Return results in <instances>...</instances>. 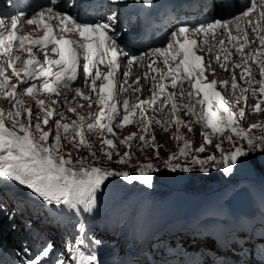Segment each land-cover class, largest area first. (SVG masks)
I'll use <instances>...</instances> for the list:
<instances>
[{
	"label": "snow or ice",
	"instance_id": "snow-or-ice-1",
	"mask_svg": "<svg viewBox=\"0 0 264 264\" xmlns=\"http://www.w3.org/2000/svg\"><path fill=\"white\" fill-rule=\"evenodd\" d=\"M51 2L55 3V0H51ZM111 2L117 4L121 0H111ZM135 2L151 4V0H135ZM253 11L257 12L259 21H264V0H249L239 14H232L228 19H216L194 27L181 25L171 32L166 46L155 48L152 52L155 56L163 58L164 64L168 67L166 76L171 77L170 86L172 88L179 87V93L166 92L167 86L163 83L154 84L157 90L152 92L150 99L140 100L134 105H130L127 99L121 102L118 98V92L128 90L126 81L119 82L121 76H127V72L119 73L120 60L125 58L127 63H131L140 57L132 56L118 46L119 33L116 31V12L93 23L78 21L77 18L66 13L56 12L53 14L52 7L44 8L32 18L27 19L28 24H35L44 30V35L35 39L32 33L21 31V17L25 15L24 13L8 19L0 18V57H4V59H0V91H3L5 98L11 97L14 101L13 110L0 109V181L17 183L40 198L47 206H58L77 215L93 212L97 206V195L102 193L109 177L122 176L125 180H139L148 186L152 183L153 177L147 174L148 170L154 168V165L150 163L142 165L140 174L133 177L128 173L92 166L91 163L85 162L83 157L74 161L71 153L65 157L60 152L61 137L64 135L69 140H77L78 137L77 143L83 144L85 142V125L83 123L85 117L80 116L79 122L74 121L72 125L61 123L62 108L50 107L43 99L37 100L36 107L40 111L35 114L31 108L25 109L21 106V94L37 96L41 91L57 96L59 99L53 100L51 103L67 105L68 110L72 112H75L76 109L70 104L69 93L73 97L79 95L85 100L91 99L99 105V112L89 114L92 116V122L86 125L89 132L99 128L106 129L109 134L115 135L114 123L120 128L127 124L139 123L138 112L142 117L144 106L159 108L171 104V112L176 124L184 123L178 114L181 109L185 114L192 113L205 126L203 133L205 144H201L195 151L203 153L206 150V145L209 144L215 149L206 158L193 157V163L199 164L200 170L205 173L210 171L207 165L211 163L212 169L222 170L226 175H231L244 165L249 157L257 154L264 156V135L256 137L251 134V130L257 125H250L248 129L241 127L239 120L246 118L244 109L233 112L227 106L228 101L225 96L217 90V85L222 84L225 89H230L236 95L237 102L243 99L247 107H252V105L248 103L249 97L244 93L252 96L259 93L264 96V79L256 81L251 74L252 65H256L261 75L264 76V36L259 34L260 29L256 24L247 19ZM48 20L57 21L56 27L47 23ZM242 20L257 35L262 48L257 49L256 53H248L243 64L234 65V68H242L241 78L247 76L249 84V87L241 88L240 94L237 95L238 84L234 71L231 81L213 79L207 82V75L211 70L205 64V58L197 54L198 41L190 38V35L207 36L211 32L215 36L219 29L228 31L230 40L236 41L239 37L231 34L232 26L237 31H241ZM243 31L244 43H241L238 49L242 55L245 45L249 43L247 27ZM69 33H76L79 39L69 38ZM223 43L224 41H221V44ZM34 48L45 53L44 61L36 58ZM49 51L56 54L58 58H48ZM17 52L21 55H17ZM23 53L28 54L27 59L23 57ZM225 59L228 58L225 57ZM249 60L252 61V64L248 63ZM170 61L175 62L174 67L169 63ZM18 63L22 67L18 68ZM101 65L108 66L107 73L100 70ZM148 67L151 69L152 64L150 63ZM9 68L12 74L18 78L17 84L10 83L11 78L6 75ZM54 68L58 70L54 71ZM156 71L161 70L156 69ZM81 78L83 83L80 86H74V82ZM89 78H91L90 85L88 84ZM145 78H147V74H145ZM164 78L166 77H161V79ZM101 79L102 82L97 85V81ZM139 79L137 77V83ZM185 83L189 86L187 92L184 91ZM256 83L259 84L258 89L252 87ZM82 87H90L89 94L85 95L81 90ZM18 88L22 92H18ZM5 89L8 90L4 91ZM135 91H140V89L137 88ZM165 95L166 99H162ZM177 95L181 100L186 98L188 103H177ZM214 102L216 103L215 109ZM261 105H264V99L257 101L254 111H264ZM91 106L89 104V108ZM198 106L201 109L199 113L196 111ZM6 119L12 121V127L6 125ZM50 120L53 122L54 128L45 131L44 126L48 125ZM102 121H106V123ZM225 129H230L233 134L227 137L228 142L232 145V148L227 150L221 146V143L213 144L211 139L215 134L222 136ZM235 138H239L242 142L246 141V144H236ZM134 139H143V137H138L133 133L119 143L126 144L130 148L129 142ZM103 143L108 149L105 155L111 159L114 154L112 150L115 149L116 144L112 139H105ZM191 143V141L184 142L180 149L181 156L188 154L191 150ZM91 155L94 157L95 153ZM125 158L131 159L128 152L124 153L120 162H126ZM175 158L176 156L173 154L169 159ZM169 166L173 171L177 169L184 172L192 171L190 167L181 168L178 164ZM0 211L11 222L10 228L15 230L17 228L16 210L8 212L0 208ZM97 244L98 241L91 234L87 224L83 220H79L75 225V239L65 240L64 251L56 253L53 243L47 241L36 251L35 255L26 259L24 264H48V259L53 254H55V260L52 264H100L96 250L90 249L87 253L85 251L86 246ZM21 245L23 252L26 255H31L32 244L23 240ZM0 264H4V262L0 261Z\"/></svg>",
	"mask_w": 264,
	"mask_h": 264
},
{
	"label": "rangeland",
	"instance_id": "rangeland-1",
	"mask_svg": "<svg viewBox=\"0 0 264 264\" xmlns=\"http://www.w3.org/2000/svg\"><path fill=\"white\" fill-rule=\"evenodd\" d=\"M248 118L243 120L241 119V123L243 124V126L248 129L250 125H257V127H255L254 129L251 130V134L259 137L261 135H264V111H254L253 106L252 107H248ZM192 123L194 124H201V122L198 121V119L196 118V120L192 121ZM198 126L194 125V129H192L190 133L189 138H187L185 141H191V149H193L194 147H199L202 143V140L198 134ZM233 135V134H232ZM227 135L226 133L222 136H220L219 138H213V144L215 143H221V146L224 149H230L232 148V145L228 142L227 139ZM63 138L66 140V138L63 135ZM88 139L92 140V145L93 147L89 146L88 148L84 149L81 146L76 147V150H73L72 147L70 145L65 146V150L68 151V153H71L73 160H78L80 157H83L85 162H97L100 161L102 163V165H104L107 169H110L112 171L115 170H122L123 172L127 173V169H129L133 174L135 173H140L141 172V166L144 164H152L154 165V168L151 170L147 171V174H153L159 170L162 169L163 165L166 163H170L172 161H174L175 159L179 158L182 160V162L184 163L185 166L190 167L192 170L194 168L200 170L201 166L199 164H194L193 163V157L194 156H199L200 158H206L209 154H212L215 149L213 148V146L211 144L206 145V150L203 153H199L196 155V153L194 151L188 152V154L186 156H181L180 152H178L177 150H174V145L172 144L173 141V137H171L168 133L163 132L161 135V142H160V146H159V150L157 151H148V150H143V149H138L136 152H134L133 154L130 155L131 159H126V162L121 163V157L117 154H113L111 159H109L107 157V155H105V153L103 151H101V145L99 143V140L97 139L96 136H90L88 137ZM236 139V144H240V143H245L246 141H240L239 138H235ZM67 142H71L66 140ZM184 141V142H185ZM65 142L63 140H61V145H63ZM75 147V145H73ZM170 150H173V152L171 153ZM190 151V150H189ZM95 153V156L93 157L91 154ZM102 153V155L100 154ZM173 154H175L176 158L170 160L169 158L171 156H173ZM264 166V156H260V155H255L252 157H249L247 162L242 165L240 168L236 169V172L239 171H243L246 169H253V168H257V167H263ZM207 167L210 168V171L215 170L212 169V165L211 163L209 165H207ZM164 170L166 172H168V167H165Z\"/></svg>",
	"mask_w": 264,
	"mask_h": 264
},
{
	"label": "bare ground",
	"instance_id": "bare-ground-1",
	"mask_svg": "<svg viewBox=\"0 0 264 264\" xmlns=\"http://www.w3.org/2000/svg\"><path fill=\"white\" fill-rule=\"evenodd\" d=\"M238 183V182H237ZM112 244H114L115 246L117 245L116 242H114V240L111 241ZM113 259V258H112Z\"/></svg>",
	"mask_w": 264,
	"mask_h": 264
},
{
	"label": "trees",
	"instance_id": "trees-1",
	"mask_svg": "<svg viewBox=\"0 0 264 264\" xmlns=\"http://www.w3.org/2000/svg\"><path fill=\"white\" fill-rule=\"evenodd\" d=\"M193 170H196V168H194Z\"/></svg>",
	"mask_w": 264,
	"mask_h": 264
}]
</instances>
